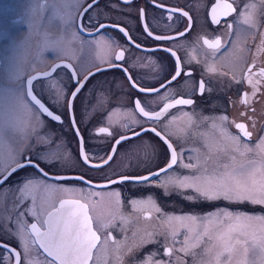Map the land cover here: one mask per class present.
Here are the masks:
<instances>
[{
    "label": "snow or ice",
    "instance_id": "6c2138e0",
    "mask_svg": "<svg viewBox=\"0 0 264 264\" xmlns=\"http://www.w3.org/2000/svg\"><path fill=\"white\" fill-rule=\"evenodd\" d=\"M30 4L29 15L25 22L27 34L20 42V48L23 50V56L16 65L7 71L8 86H4V79L0 77V195L4 200L0 204V264H8L11 260L14 264H89L93 260V249L97 247L101 237L93 226V218L89 214L88 203L80 199H62L58 207H52L47 210L43 205H38L34 193L37 190L45 192L51 189L48 170L50 167H56L57 163L70 168L73 163L71 154L67 151L59 153L55 158H50L47 150L41 153L32 151L33 143L44 145L42 138H47L48 146L56 144V137L53 134V126L63 125L64 117H69V123L79 137L80 151L78 153L77 163L85 167H90L98 171H104L105 167L111 168L114 157L119 149L126 147L127 153L143 154L145 161V172L143 175H131L123 172L114 171L112 175L103 177L105 183L96 185L97 188H107L111 185L122 184L124 182H136L150 184L152 178H159L161 174L166 177L174 166H179L190 170L189 175L177 173L175 178H168L162 182V187L169 194L167 189L169 185L177 189H192L195 195H185L184 198L190 201L205 200L215 201L223 199L229 203H251L253 205H264V156L260 161L249 159L246 163L237 166H230L216 157L210 166H205L201 170L197 163H183L182 157L184 149L180 153L167 132L169 125L168 114L171 109L177 106L192 105L194 101L191 98H184L179 94L181 80L191 78L192 73L186 71V63L172 48H164L174 62L170 69L163 67L156 60L149 58L150 64L157 71L156 76L148 77L155 81L152 84H141L139 78L134 79L131 74L126 76L129 87L138 93L145 94L139 98H133V108L139 118L133 119L131 124H126L122 129L109 130V127H99L98 132L107 134L110 137L109 147L105 150L103 157H97L99 163H93L92 157L85 147V140L80 135L78 121L75 117V101L80 97L90 78L95 73L88 71L83 74V69H79L71 62H66L68 50L73 42L79 41L84 45H96L104 50H111L115 46L118 51L112 61H105L108 68H121L125 73L128 72L125 65L128 63L125 53L129 47L142 49L145 47L143 42H137L130 34L131 29L126 30L127 25L120 21H113L108 13L97 11L101 0H28ZM134 0H109L105 8L112 11L123 13L124 8L131 9ZM152 6L161 10V16L168 15L172 19L177 12H181L177 19L188 17L189 25L183 32H177L176 35H167L165 32L168 26L158 29L156 26L144 23L141 26V33L146 39H152L157 42L173 41L184 37L191 30V17L186 11L176 7H169L164 0H151ZM219 6V5H218ZM191 8V5H188ZM222 10L227 12L236 11L229 3L222 4ZM138 20H143L146 16L145 9H137ZM217 7H213L215 14ZM96 12V18L92 13ZM260 16L264 17V0H261ZM213 15V23H219ZM111 27L118 34L123 43L115 38H108V28ZM231 27V25H229ZM87 33L91 36L93 33L104 35L99 40L91 42L83 38L81 34ZM208 44V40H204ZM215 49L221 46L219 37L213 42ZM160 48L150 49L152 56ZM50 51L55 54V61L48 63L43 59V53ZM121 62V63H116ZM207 64V61L205 62ZM44 68L41 69L40 65ZM99 66H96V72H101ZM251 71V69H249ZM216 69L212 66L207 67V73H215ZM63 73V75H61ZM163 74V79L159 75ZM260 75L264 76V68L260 69ZM211 77L208 81L203 78L198 83V90L201 95L210 92ZM248 79V77H245ZM253 83L252 80H248ZM242 85L243 81H237ZM259 84V81L255 82ZM39 85V87H37ZM70 85V86H69ZM173 86L174 89H173ZM231 87V84L228 85ZM170 89L172 94L168 95ZM240 92V88L237 89ZM163 93V94H162ZM159 97L156 107H153L148 101V96ZM247 95V94H245ZM246 102V101H245ZM63 109V111H58ZM88 109L85 111L87 116ZM184 116H188L187 113ZM182 117L172 116L175 120ZM193 117L188 116L191 122ZM207 121L209 118H201ZM227 120V117H222ZM146 124L152 125L145 127ZM235 128L240 130L245 137H251L244 123H235ZM148 134L154 135L165 146L163 152H159L156 146L150 140L142 138ZM234 142L233 151L241 156L252 153L254 149L245 144L241 147V137L239 134L232 135L226 133ZM141 141V143H136ZM204 147H208L204 145ZM260 153H264V137H261L256 144ZM231 160L235 162L236 157ZM153 162H158L163 166H158L157 171H152ZM207 164V158L205 160ZM28 168L33 169L32 173L26 175L25 179L16 184H8L11 177L20 171ZM57 181L71 183L75 181L86 187H93L94 181L85 174L69 177L67 175H56ZM6 186V187H5ZM64 191H69L65 188ZM31 196V200L29 197ZM115 196L119 198L120 193ZM135 204V201H131ZM148 203L155 206L154 198L149 197ZM156 212H161L159 207H155ZM219 214L229 220H234L235 225L229 226L225 233L217 235L214 239L216 243L204 248V255L209 256L208 260L194 262V264H231V260L222 261L221 256L227 252L231 254L235 244L243 246L245 253L249 251L247 239H240L247 236L248 233L243 229L247 224L255 222L260 225L259 236L253 235L252 246L259 249L258 260L251 261V264H264V215L239 214L228 209L218 210ZM32 218L30 221L28 218ZM180 220L181 217H169L168 223L172 220ZM195 221L197 218L192 216ZM111 223V222H109ZM107 227V225H101ZM235 233V235H233ZM111 238V232L107 233ZM178 232L171 233L173 243L176 240ZM151 236V234H149ZM209 236L207 230L202 235H197L194 239L185 236L182 246L177 251L188 255L192 249L199 248L203 243V237ZM169 237L165 236V244L161 249L162 258L159 260L145 259L142 264H170L163 257H170L173 248L168 246ZM15 241V247L9 242ZM159 243L154 240L142 241L144 243ZM141 245H136L137 247ZM220 248L213 254L214 248ZM131 248L128 249L130 253ZM7 254L6 256L4 254ZM43 255V260L38 259ZM156 253H148V257H154ZM193 256L196 253H192Z\"/></svg>",
    "mask_w": 264,
    "mask_h": 264
},
{
    "label": "flooded vegetation",
    "instance_id": "af4514ba",
    "mask_svg": "<svg viewBox=\"0 0 264 264\" xmlns=\"http://www.w3.org/2000/svg\"><path fill=\"white\" fill-rule=\"evenodd\" d=\"M229 3L236 9V11L225 13L222 10L223 3ZM109 3V0H101L99 9L97 11L101 13H108L113 21H120L122 24H126L128 29H131L130 34L137 38V42H143L145 47L142 49H135L134 47H129L128 51L125 53L128 63L125 65L128 72L125 73L121 68H108L105 61H112L114 55L118 49L113 46L111 50H104L98 48L96 45H84L79 41L73 42L71 48L68 50L66 62L73 63L79 69H83V74L86 75L88 71L95 73L94 77L90 78L85 89L83 90L80 97L75 101V117L78 121V127L80 129V135L83 136L85 140V147L88 153L91 152V147L98 149L100 152L104 153L109 147L110 137L107 134L99 133V127H109L110 131L115 130L114 123L110 122L116 115L112 111L109 117H105L108 120H103L97 125H91L90 122L85 120V111L88 106V101L90 97H86V94L93 96L94 100L91 104H95L94 107L88 109V111L93 108L100 107L96 106L98 102V97L103 96L104 87H109L115 89L116 93L123 91L129 102L131 103L133 113H135L133 108V98H139L145 94L138 93L129 87V82L126 79L128 74H131L134 79L139 78L141 84H152L155 83L154 80L148 77L156 76L157 71L150 64L149 58L156 60L158 63L162 64L163 67L170 69L174 58L170 54L164 51V48H172L176 51L177 56H179L186 63V71L192 73L191 78H186L181 80V88L179 89V94L183 95L184 98H191L194 103L188 106H177L171 109L168 117L175 114H183L185 111L191 109H197L200 106H205V111H209L214 108L226 109L227 114H230L231 103L237 100L240 105H246L250 110L254 109L253 97L259 96V91L262 87V82L264 81V76L260 75V69L264 68V17L260 16L261 0H164V3L169 7H176L182 11L189 13L191 19V30L186 33L184 37H180L177 40L157 42L152 39H146L141 33V26L144 23H149L150 25L156 26L158 29H163L165 25L168 26V30L165 32L167 35H176V33L183 32L189 25L188 17H183L182 19H177V16L181 15V12H177L172 19L168 18L165 14L161 16V10L152 6L151 0H134L131 9L124 8L121 4L119 7L123 9V13L119 11H112L105 8V5ZM188 5L192 7L189 8ZM219 5V6H218ZM213 7H217V11L214 14L212 12ZM30 4L28 0H0V77L5 75L4 86H8L7 81V71L13 68L16 63L23 56V50L20 48V42L27 34V28L25 22L29 15ZM145 9L146 16L143 20H138L139 15L137 9ZM93 18H96V12L92 13ZM213 15L219 20V23H213ZM231 25V27H229ZM84 39L91 42L94 39L99 40L101 35L104 33L89 36L87 33L81 34ZM219 37L221 40V46L217 50L213 46L215 39ZM108 38H115L118 42L123 43L120 40L116 31L111 27L108 28ZM204 40H208L209 43L205 44ZM159 46L160 50L155 52L152 56L150 49H155ZM79 51L74 54L75 51ZM249 51V52H248ZM43 59L48 63L55 61V54L50 51H45L43 53ZM207 61V64L205 63ZM121 63V62H116ZM241 63L242 66V78L243 84H237V75L234 72V68L231 66L233 64ZM96 66H99L103 71L96 72ZM212 66L216 69L215 74H218L220 80H225V89L220 90L218 86L211 89L210 92H205L201 95L198 90V83L203 78L205 81L209 80V75L207 73V67ZM40 68L43 69L44 65L41 64ZM251 69V71H249ZM237 71V70H236ZM63 75V73L61 74ZM248 77V79H245ZM159 79H163V74L159 75ZM218 80V79H217ZM248 80H252L253 83H249ZM259 81V84L255 82ZM229 83L231 87H229ZM105 84H107L105 86ZM120 85V86H119ZM70 86V85H69ZM119 86V87H118ZM211 85H208L210 87ZM39 87V85H37ZM175 86H173L174 89ZM240 88V92L237 89ZM173 89H170L168 95L172 94ZM163 94V93H162ZM247 94V95H245ZM102 98V97H101ZM100 98V99H101ZM99 99V100H100ZM159 97H154L152 95L148 96L149 103L153 107H156V102ZM246 101V102H245ZM90 105V104H89ZM58 111H63V109H58ZM220 111V110H218ZM262 113H264V106L262 107ZM136 114V113H135ZM69 116H65L63 125L56 124L58 131L66 132V142L69 148L72 150L76 149V155L80 151V145L78 143L79 137L75 134L73 127L69 123ZM138 116V114H136ZM139 118V117H138ZM264 115H262V119ZM116 119V118H115ZM242 122L246 125L249 132L252 133L251 137L243 136V133L235 128V123ZM124 121L123 124H126ZM264 124V122H263ZM152 125L146 124L145 127H151ZM258 124H256L255 129L250 127L247 120L235 119L234 124L229 129L235 134H239L241 137V142L244 143H258L261 137H264V127H260L258 130ZM257 130V132H256ZM89 131H93L96 135L98 141H93L89 138ZM168 132V131H167ZM144 137L152 140L157 147L159 152H163L165 146L152 134H148ZM174 147H176L177 152L180 153L182 147L180 144L171 136ZM32 151L34 153H39V143H33ZM186 158L185 151L182 159ZM94 162H99V160H94ZM158 166H163L161 164L156 165L152 168V171L158 170ZM86 168L81 163H79V169H62L56 167H50L48 170L54 177H49V183L51 184V189L47 192L43 190H37L34 195L37 200L38 205H43L47 210H51L52 207H58L59 201L62 199H80L82 202L88 203L89 214L93 218V226L97 231V234L101 237L100 242H98L97 247L93 249V260L89 264H121L119 258L115 261L117 255L120 254L118 251V241L122 233L127 232L126 226L130 217L133 216V212H120L122 210H127L128 206L135 209V205L127 203L124 200L137 199L141 195H146L147 192L157 195V197L163 202L162 207H166L165 204L172 206H177L180 203H184V199L181 194L177 191L165 194L164 188L158 185V181L164 174H161L159 178H152L150 184L136 183V182H124L122 184L111 185L107 188H97L93 185L96 191L106 190L112 191L115 188L119 189L120 196L119 201L111 203H104L105 199H108L107 195L96 200L95 192L90 193V198L94 201H87L83 198L75 196V191L71 188L72 184H79L75 181L67 183L65 181H57L55 179L56 175H80L85 174L87 177L92 175L101 176L99 179L91 178L94 182H103L102 175L95 172H88ZM92 169V168H90ZM174 169H179V166H174ZM33 169L28 168L25 171H20L13 175L8 181V184H16L19 181L25 179L26 175L32 173ZM125 174L131 175H143L146 172H127ZM158 179V180H157ZM6 187V186H5ZM68 188L69 191H64ZM4 200L3 195H0V204ZM31 200V196L29 197ZM223 202L224 205L228 207L238 206L244 212L249 210L257 209L264 210L263 205H253L249 203H229L225 200H219ZM218 202V200L212 201ZM220 202V203H221ZM187 203V202H185ZM189 205L198 206L199 203L191 202L187 203ZM210 205V204H209ZM132 209V210H133ZM115 210V211H112ZM154 209L146 208L138 213L139 216L142 215L144 222L151 223V221H157L159 217L154 214ZM156 212V211H155ZM260 214H262L260 212ZM130 216V217H128ZM30 221L32 218H28ZM111 222V223H109ZM101 225H107V227H102ZM128 229V226H127ZM111 232V238L108 237L107 233ZM2 239V237H0ZM172 240L171 238L168 241ZM13 247H15V241H9ZM7 255L6 253L4 254ZM43 260V255L37 257ZM8 264H14L13 261L9 260Z\"/></svg>",
    "mask_w": 264,
    "mask_h": 264
},
{
    "label": "rangeland",
    "instance_id": "374dc122",
    "mask_svg": "<svg viewBox=\"0 0 264 264\" xmlns=\"http://www.w3.org/2000/svg\"><path fill=\"white\" fill-rule=\"evenodd\" d=\"M78 52L79 51L77 50L74 52V54ZM231 66L234 68V72L237 75V80L241 81L243 65L241 63H235ZM208 75L212 78L210 84L211 89L217 86L220 90L225 89L224 85H226V82L223 79L220 80L217 73H208ZM106 85L107 84H105V86ZM86 95V97L91 98L88 101L87 106V109H90L91 107L95 106V104H91L94 98L90 94ZM252 104L254 105V109L250 110L246 105H240L237 100H234V103H231L230 114H227L226 109L214 108L209 111H205V106H200L197 109L185 111L181 115L175 114L169 116V125L167 131L184 149L186 158L182 159L183 163L191 162L196 164L197 160L199 159L200 163L198 166L202 170L203 167L210 166L218 156L221 158L222 162L228 163L230 166L234 165L237 167L241 163H246L249 159L260 161L261 157L264 156V153H260L259 149L256 148L257 143H244L240 141L241 147L247 144L254 149L252 153H247L245 156H241L238 152H234L232 150L234 147V142L228 135H226V133H231L233 136L235 135L229 129V127L233 126L235 119L247 120L252 129H255L256 124H258L257 130L260 127H264V118L262 119V115H264V113H262V107L264 106V81L262 82L259 96L253 97ZM96 106L100 107H96L88 111L87 116L84 114L85 120L90 122V124L93 126L101 123L103 120H108L107 118L109 117V115H111L112 111L115 112L116 115L112 120H110V122L111 124L112 122L117 123L114 124L115 129H122L124 125L131 124L133 119L138 118V116L133 113L131 103L129 102L127 95H125L123 91L116 93L115 89L104 87L103 96L98 97ZM185 113H187L188 116L193 117L191 122L188 120V116H184ZM172 116L182 118L172 120ZM203 117H207L209 119L207 121H204L201 119ZM222 117H227V120H223ZM124 121H127V123L123 124ZM53 134L57 138L56 144L49 147L47 138H42L44 140V145L42 146L39 143V153L47 150L50 158L54 159L57 154L67 151L73 158L71 167L66 168L59 163H57L56 166L62 169L65 168L67 170L79 169V163L76 162L78 159L76 155V149H73L72 147L71 150L69 148V145L67 144L65 138L66 132L60 130L58 131L57 127L53 126ZM89 138L93 141H98L93 131H89ZM142 139L150 140L147 137H143ZM150 141L155 145L152 140ZM136 143L139 144L141 143V141H136ZM204 145H207L208 147L206 148L204 147ZM126 147L127 146L119 149L118 154L114 157L113 162H111V168L105 167L104 171L86 168V171H93L95 172V174H99L100 172V174L102 175H112L114 171L123 173L144 172L145 161L143 158V154L141 153L137 155L134 153H127ZM90 149L91 152L89 154L92 159L98 160L97 157L104 156V153L100 152L102 150L99 151L94 147H91ZM232 156L236 157L235 162L231 160ZM206 158L207 164L205 163ZM156 165H158V162H153L152 168H154ZM177 173L189 175L190 170L179 167V169L170 171L167 177L163 175L159 180L157 179L158 181L156 182L158 185H162V182H164L166 179L175 178ZM90 177L99 179L101 176L97 177L95 175H92ZM71 188L75 191V196L83 198L87 201H94L90 198L91 192H95L96 196H94V198L96 200L108 194V199H105L104 202L105 204H113L114 202L119 201V198L115 196V193L119 192L118 188H115L109 192L106 190L96 191V189L93 187H86L81 184H72ZM165 191L166 190L164 189V192ZM167 191L168 193L177 191L182 195L184 203H180L177 206L173 207L165 204L166 207H162L163 202L157 197V195L150 192H147L146 195L137 197V199L131 198L128 199V201L124 200L127 203L135 201V204H131L135 205L137 208L133 209L128 206L127 210L120 211L123 213L129 212L131 210L133 212V216H128L130 217V220L127 223L128 229L126 226L127 232L122 233L119 238L118 251L120 252V254L116 256L115 261L119 258V262L121 264H142V261H144L145 259L159 260L162 258V253L159 252L158 249H161L162 245L165 244L166 235L171 238V233L173 231H176L179 233V235L176 237V240L182 242L185 236H190L194 239L197 235H202L205 230H207L209 236H212L213 239L209 240L208 236H204L201 246L199 248L192 249L188 255L177 251V249L182 246V243H173L172 240L167 241L168 246H171L173 248V253L172 256L163 257V259L169 261L170 264H194V262L208 260L210 257L205 256L203 250L205 247L211 246L213 243H216L214 238L217 235L225 233L229 226H234L237 230H239V226L235 225L234 220H229L221 216L218 210L228 209L230 211H233L234 213L239 214H255L257 216L264 215V210L257 209V211L249 210L248 212H244L238 206L233 205V207H228L219 200L216 203L212 201H205L202 199L195 201L185 199V195H195L192 189H177L174 186L169 185ZM149 197L154 198L155 206H153V204L151 203H148ZM185 202H197L199 204L198 206H192ZM155 207H159L161 209V212H155L156 210H154V214L159 217L157 221H151V223L144 222L145 220L143 219L142 215H138L139 212L146 208L154 209ZM260 212L262 214H260ZM192 216H195L197 219L193 221L191 219ZM169 217H181L182 219H173L171 223H168ZM259 229L260 225L258 223L252 222L247 224V226L244 227L243 230L247 232L248 235L246 237L242 236L240 237V239H247L249 241L247 245L249 251L245 253L243 250V246L235 244V241L233 240L232 243L234 245V250L231 252V254L225 252L221 256V260L226 261L230 259L231 264H251V261L258 260L259 249L253 248L252 239L253 235L259 236ZM149 234H151V236H149ZM233 235H235V233H233ZM149 239L158 241L159 243L149 242L141 245L142 241H146ZM136 245L141 246L137 247ZM129 248L132 249L130 253L128 252ZM216 251H220V248H214L213 254ZM193 252L196 253L195 256L192 255ZM148 253H156V255L154 257H148Z\"/></svg>",
    "mask_w": 264,
    "mask_h": 264
},
{
    "label": "water",
    "instance_id": "95a60500",
    "mask_svg": "<svg viewBox=\"0 0 264 264\" xmlns=\"http://www.w3.org/2000/svg\"><path fill=\"white\" fill-rule=\"evenodd\" d=\"M239 123H242V122H239ZM93 163H99V162H93ZM157 171V170H156ZM51 177H54V176H52V175H50ZM67 176H69V177H74V176H76V175H67ZM105 183V181H103V182H94V185L96 186V185H103Z\"/></svg>",
    "mask_w": 264,
    "mask_h": 264
},
{
    "label": "bare ground",
    "instance_id": "6f19581e",
    "mask_svg": "<svg viewBox=\"0 0 264 264\" xmlns=\"http://www.w3.org/2000/svg\"><path fill=\"white\" fill-rule=\"evenodd\" d=\"M94 162V161H93Z\"/></svg>",
    "mask_w": 264,
    "mask_h": 264
}]
</instances>
